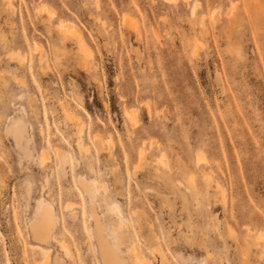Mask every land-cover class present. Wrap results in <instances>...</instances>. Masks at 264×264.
<instances>
[{
    "label": "rangeland",
    "instance_id": "1",
    "mask_svg": "<svg viewBox=\"0 0 264 264\" xmlns=\"http://www.w3.org/2000/svg\"><path fill=\"white\" fill-rule=\"evenodd\" d=\"M93 211L128 264H264V0H0V264H102Z\"/></svg>",
    "mask_w": 264,
    "mask_h": 264
},
{
    "label": "bare ground",
    "instance_id": "2",
    "mask_svg": "<svg viewBox=\"0 0 264 264\" xmlns=\"http://www.w3.org/2000/svg\"><path fill=\"white\" fill-rule=\"evenodd\" d=\"M48 14V16H52V12L47 10L46 11ZM123 21L124 23L128 24L131 22L128 15H124L123 16ZM133 23V22H132ZM131 24V23H130ZM131 26V25H130ZM58 32L61 35H65V33H76L77 37L79 38V44H80V51L82 53H84V55H88L86 54V51L84 49V46L82 44V39L80 38L79 33L76 31L75 28H73L71 25L65 24V23H60L57 26ZM81 42V43H80ZM63 112L65 113V115L70 116V113L68 112V110L66 108H62ZM71 120V119H70ZM81 128V127H80ZM81 131V129H80ZM80 133V132H79ZM80 135V134H79ZM96 140V139H95ZM78 144V148L81 151L82 150V145H81V139L78 140L77 142ZM60 150V149H59ZM58 149H56V151H59ZM62 151V150H60ZM57 158L60 162L61 165L66 164L67 162V157L63 154V153H57ZM80 184L82 185L85 193L92 198L95 194V192L97 191V187L98 185L94 182V181H82L81 179L79 180ZM102 190L105 191L106 187L103 185ZM36 218L30 223V230L33 236V239L41 244H45L49 241V239H51L52 235V229L54 228V224H55V220H54V215L51 211L50 208H48L43 201L39 202V206L37 208L36 211ZM91 217L94 221V233L97 236V242L99 245V255H100V259L102 264H128L123 258H122V253L118 247V245H116L115 243H111L108 239H106L105 233H104V229L102 224L100 223L97 214L93 211L91 214ZM119 222L121 224L124 223V221L119 218ZM60 247L61 249L65 252V254L68 256L70 255L68 246L65 243H60ZM134 251V250H133ZM136 251H134L133 255V262H131V264H139L141 261V256L139 253H135ZM48 259H49V255L47 254L42 262V264H48Z\"/></svg>",
    "mask_w": 264,
    "mask_h": 264
}]
</instances>
